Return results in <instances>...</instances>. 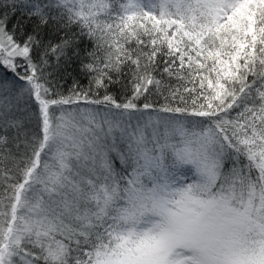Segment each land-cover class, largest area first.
<instances>
[{
  "label": "snow or ice",
  "instance_id": "obj_1",
  "mask_svg": "<svg viewBox=\"0 0 264 264\" xmlns=\"http://www.w3.org/2000/svg\"><path fill=\"white\" fill-rule=\"evenodd\" d=\"M0 165V264H264V0H0Z\"/></svg>",
  "mask_w": 264,
  "mask_h": 264
},
{
  "label": "trees",
  "instance_id": "obj_2",
  "mask_svg": "<svg viewBox=\"0 0 264 264\" xmlns=\"http://www.w3.org/2000/svg\"><path fill=\"white\" fill-rule=\"evenodd\" d=\"M23 11V9H21V12ZM8 16L11 20V25H15L17 23H21V24H27V21L22 20L20 14H17L15 18H12V12L9 11L8 12ZM21 72L24 71L23 68L20 69ZM73 80H76L80 87L83 89H87L89 87V77L85 76L83 73L79 72L78 70H73L72 71V75L71 76H65L64 80L61 81V83L63 84V88L61 89L62 91H64L65 93H67V90L70 89L73 86ZM173 83H175L173 81ZM109 91L112 92V94L114 95H119L122 96L123 95V84H116V85H112L109 88ZM104 94V90L101 89L100 90V95ZM151 99L153 101L157 102V105H159L160 103H163V98L162 97H157V96H153L151 97ZM141 103H143V101H141ZM2 166V165H0ZM9 167H12L11 162L8 163Z\"/></svg>",
  "mask_w": 264,
  "mask_h": 264
}]
</instances>
